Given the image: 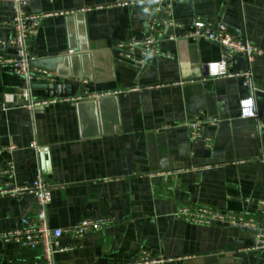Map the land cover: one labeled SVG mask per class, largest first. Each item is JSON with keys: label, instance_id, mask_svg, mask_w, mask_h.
Segmentation results:
<instances>
[{"label": "crops", "instance_id": "1", "mask_svg": "<svg viewBox=\"0 0 264 264\" xmlns=\"http://www.w3.org/2000/svg\"><path fill=\"white\" fill-rule=\"evenodd\" d=\"M24 1L28 15L46 16L30 41L32 67L55 74L51 85L62 89L51 96L42 88L50 83H33L31 97L66 101L32 111L20 101L8 105L24 81L0 72V190L43 177L51 229L115 220L77 241L63 235L53 264H264V249L253 248L256 234L264 236V58L231 63L232 73L250 74L245 87L238 75L208 77L219 46L165 40L201 18L264 51V0ZM12 9L0 0V39L11 36ZM153 21L163 34L159 53L144 63L138 50L133 61L120 57L116 46L143 39ZM246 99L254 118L241 116ZM198 114L210 148L188 139L185 124ZM35 147L44 149L43 166ZM181 207L242 216L254 229L186 223L174 215ZM37 210L33 195L0 194V232ZM37 260L40 248L0 243V264Z\"/></svg>", "mask_w": 264, "mask_h": 264}, {"label": "built area", "instance_id": "2", "mask_svg": "<svg viewBox=\"0 0 264 264\" xmlns=\"http://www.w3.org/2000/svg\"><path fill=\"white\" fill-rule=\"evenodd\" d=\"M12 9L11 17V36L8 39H0V72L10 73L21 77L24 81V87L14 95L6 96V104L14 105L16 101L22 102L24 108L32 111L34 108L48 104L49 102H65L66 100L56 98L48 101H35L31 97V85L33 83L55 84L57 76L52 72L32 67L34 60L30 54V41L37 34L44 15L27 14L25 11L26 4L24 0H10ZM163 4L169 3L172 0H154ZM169 7V5H166ZM169 24L174 29L178 30V25L169 21L164 23ZM179 37H185L193 41L200 39L213 43L219 46L222 50L221 58L216 63H210L208 67V77L219 79L224 77L241 76L243 85L251 87V77L248 72L232 73L231 63L236 56H243L249 63L255 57L264 58V51L257 48L245 39H238L231 32H228L224 25H213L203 19H196L193 22L192 28L183 32V35L173 34L166 36L165 40L173 41ZM163 34L159 29L157 22L153 21L149 26V32L141 40H134L120 43L116 47L120 57L127 61H133L134 51L138 50L141 54L140 63L151 55L158 54V45L162 41ZM241 116L254 118L257 116L254 109V102L251 99H246L240 105ZM206 119L198 114L187 121V136L191 143L202 142L206 148L212 145V139L209 136L202 134ZM212 126L217 125V121L210 122ZM37 151L39 149L35 147ZM4 152H11L12 148L4 149ZM10 173L12 172V163L9 164ZM29 194L36 197L37 213L32 219H21L18 227L12 231L0 232V243H14L29 249H41V260H37L32 264H53L52 256L55 252L63 251L60 247L59 239L63 235H70L74 240H80L88 234L101 231L114 225L115 220L112 218L90 219L81 221L77 226L61 230L50 228L47 224V206L51 202L52 191L50 185L39 176L33 182L24 184L11 189V191L0 190V194ZM175 217L186 223L209 226H238L244 228H252L254 226L245 220L242 216L220 213L210 207L189 208L181 207L176 210ZM256 241L253 248L264 249V236L257 233ZM157 261V260H156ZM156 261H150L154 263ZM144 263H149L148 258L144 259Z\"/></svg>", "mask_w": 264, "mask_h": 264}, {"label": "water", "instance_id": "3", "mask_svg": "<svg viewBox=\"0 0 264 264\" xmlns=\"http://www.w3.org/2000/svg\"><path fill=\"white\" fill-rule=\"evenodd\" d=\"M43 89H49L51 92H50V95H54V93L59 97L61 96V92H62V89L59 85H51V84H48V85H43L42 86ZM38 157L40 158V162L43 166V164L45 163L46 161V157H45V154H44V149H40L39 150V155ZM44 173V172H43ZM45 174V173H44ZM239 228H243V227H239ZM249 230V229H247ZM251 232H254L256 234V231L254 230H250ZM257 235V234H256Z\"/></svg>", "mask_w": 264, "mask_h": 264}]
</instances>
